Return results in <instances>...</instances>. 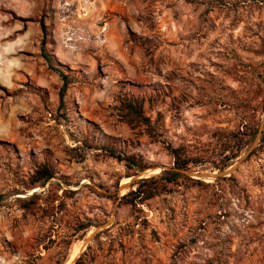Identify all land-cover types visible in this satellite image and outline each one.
<instances>
[{
  "label": "rangeland",
  "instance_id": "1",
  "mask_svg": "<svg viewBox=\"0 0 264 264\" xmlns=\"http://www.w3.org/2000/svg\"><path fill=\"white\" fill-rule=\"evenodd\" d=\"M125 97L158 140L118 120ZM263 126L264 0H0V264H264ZM167 144L196 164L173 169ZM41 164L55 177L24 189Z\"/></svg>",
  "mask_w": 264,
  "mask_h": 264
},
{
  "label": "trees",
  "instance_id": "2",
  "mask_svg": "<svg viewBox=\"0 0 264 264\" xmlns=\"http://www.w3.org/2000/svg\"><path fill=\"white\" fill-rule=\"evenodd\" d=\"M190 1V0H185ZM42 32L41 45L44 46V38L46 34V29L43 24L40 25ZM45 59L47 56L44 55ZM62 78V88L59 93V100L62 101L63 92L67 84V76L64 75L61 71H58ZM117 117L118 120L129 127L139 128L142 127L145 130L146 135L149 138L158 140L157 127L151 123L150 118L147 117L143 109V100L136 97L123 98L120 100L117 107ZM244 134L240 131L230 133L225 139V144H234L235 147H230L229 155H225L223 161L227 162L238 157L240 148L246 142ZM264 141V126L261 131V142ZM168 153L173 159L172 168L178 171L189 170L190 165L196 164L195 159L187 157L184 152L183 147H171L170 145H165ZM103 150L108 153V156L116 159L119 162H124L127 168H136L137 170H144L146 167L142 164L140 159H137L134 155L124 156L115 152L112 147L104 146ZM221 169H225L226 165L222 164ZM55 169L48 164H41L35 168L33 173L27 177L24 181V189L33 190L37 186H44L49 180L55 177ZM171 174V173H170ZM172 177H166L163 174L152 176L144 179H140L138 182L132 184L135 187L133 190H129L127 193L120 197V201L123 204H128L134 206L137 203H143L149 199H152L156 195L162 193L165 189V182L170 183ZM196 182H199L196 180ZM5 196L0 195V201L4 199ZM22 204V208L30 210V203L36 200V196L32 195L31 197L17 198ZM73 264H83L80 262V257Z\"/></svg>",
  "mask_w": 264,
  "mask_h": 264
},
{
  "label": "water",
  "instance_id": "3",
  "mask_svg": "<svg viewBox=\"0 0 264 264\" xmlns=\"http://www.w3.org/2000/svg\"><path fill=\"white\" fill-rule=\"evenodd\" d=\"M227 172H223V173H220V174H207V173H204V174H200V177H203V178H215V177H218V176H221V175H225ZM143 174H140V175H135V176H132L130 179L131 181H134L135 179L137 180H140V179H143V177H141ZM121 188V187H120Z\"/></svg>",
  "mask_w": 264,
  "mask_h": 264
},
{
  "label": "built area",
  "instance_id": "4",
  "mask_svg": "<svg viewBox=\"0 0 264 264\" xmlns=\"http://www.w3.org/2000/svg\"><path fill=\"white\" fill-rule=\"evenodd\" d=\"M82 15H83V16H85V15H86V13H85L84 11H82Z\"/></svg>",
  "mask_w": 264,
  "mask_h": 264
}]
</instances>
